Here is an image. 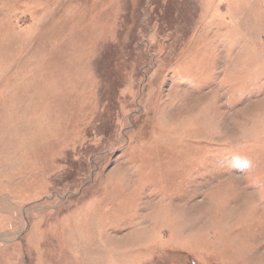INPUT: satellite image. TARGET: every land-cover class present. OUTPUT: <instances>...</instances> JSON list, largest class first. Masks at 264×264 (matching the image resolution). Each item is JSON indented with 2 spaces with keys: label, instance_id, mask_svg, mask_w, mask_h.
I'll list each match as a JSON object with an SVG mask.
<instances>
[{
  "label": "rangeland",
  "instance_id": "obj_1",
  "mask_svg": "<svg viewBox=\"0 0 264 264\" xmlns=\"http://www.w3.org/2000/svg\"><path fill=\"white\" fill-rule=\"evenodd\" d=\"M0 264H264V0H0Z\"/></svg>",
  "mask_w": 264,
  "mask_h": 264
}]
</instances>
